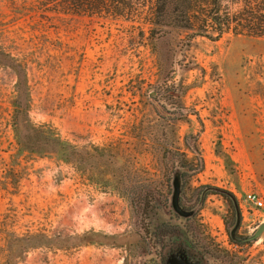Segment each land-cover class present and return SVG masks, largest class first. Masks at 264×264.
I'll use <instances>...</instances> for the list:
<instances>
[{
    "label": "rangeland",
    "instance_id": "obj_1",
    "mask_svg": "<svg viewBox=\"0 0 264 264\" xmlns=\"http://www.w3.org/2000/svg\"><path fill=\"white\" fill-rule=\"evenodd\" d=\"M54 9L0 0V264H264V39Z\"/></svg>",
    "mask_w": 264,
    "mask_h": 264
},
{
    "label": "trees",
    "instance_id": "obj_2",
    "mask_svg": "<svg viewBox=\"0 0 264 264\" xmlns=\"http://www.w3.org/2000/svg\"><path fill=\"white\" fill-rule=\"evenodd\" d=\"M51 3L55 11L64 14L104 18L141 19L160 31L167 19L195 35L219 40L226 34L264 39V0H163L160 3H133L127 0H42ZM55 136L60 152L67 153L74 146L66 139L47 129ZM39 132V131H37ZM44 133V132H42ZM64 159H67L64 158Z\"/></svg>",
    "mask_w": 264,
    "mask_h": 264
},
{
    "label": "built area",
    "instance_id": "obj_3",
    "mask_svg": "<svg viewBox=\"0 0 264 264\" xmlns=\"http://www.w3.org/2000/svg\"><path fill=\"white\" fill-rule=\"evenodd\" d=\"M246 200L255 205L256 207L264 208V199L255 192L246 193Z\"/></svg>",
    "mask_w": 264,
    "mask_h": 264
},
{
    "label": "water",
    "instance_id": "obj_4",
    "mask_svg": "<svg viewBox=\"0 0 264 264\" xmlns=\"http://www.w3.org/2000/svg\"><path fill=\"white\" fill-rule=\"evenodd\" d=\"M264 230V224H260L259 227L256 229V231L254 232V236H258L260 234V232Z\"/></svg>",
    "mask_w": 264,
    "mask_h": 264
}]
</instances>
